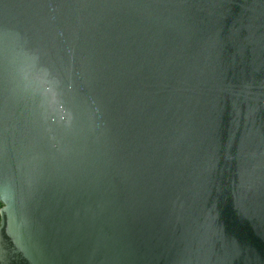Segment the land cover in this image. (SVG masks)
I'll return each instance as SVG.
<instances>
[{"label": "water", "instance_id": "obj_1", "mask_svg": "<svg viewBox=\"0 0 264 264\" xmlns=\"http://www.w3.org/2000/svg\"><path fill=\"white\" fill-rule=\"evenodd\" d=\"M0 264H264V0H0Z\"/></svg>", "mask_w": 264, "mask_h": 264}, {"label": "rangeland", "instance_id": "obj_2", "mask_svg": "<svg viewBox=\"0 0 264 264\" xmlns=\"http://www.w3.org/2000/svg\"><path fill=\"white\" fill-rule=\"evenodd\" d=\"M1 207H2V206L0 205V209H1Z\"/></svg>", "mask_w": 264, "mask_h": 264}]
</instances>
